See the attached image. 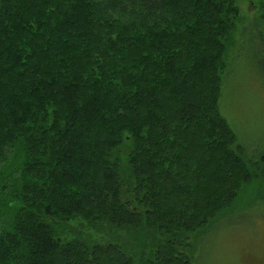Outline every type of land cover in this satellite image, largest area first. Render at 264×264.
I'll use <instances>...</instances> for the list:
<instances>
[{
    "label": "trees",
    "instance_id": "obj_1",
    "mask_svg": "<svg viewBox=\"0 0 264 264\" xmlns=\"http://www.w3.org/2000/svg\"><path fill=\"white\" fill-rule=\"evenodd\" d=\"M238 20L235 0H0V264H205L262 213L264 3Z\"/></svg>",
    "mask_w": 264,
    "mask_h": 264
},
{
    "label": "rangeland",
    "instance_id": "obj_2",
    "mask_svg": "<svg viewBox=\"0 0 264 264\" xmlns=\"http://www.w3.org/2000/svg\"><path fill=\"white\" fill-rule=\"evenodd\" d=\"M263 3L264 0H235V5L238 8L239 14V20L237 22V25H239L237 27V32L234 34L235 39L238 37V30L241 22L250 19L252 16H256L258 14V5ZM230 47L227 53V67L230 65V58L235 53V48ZM243 49H247L245 43ZM248 89L250 99H247L250 102L247 104L248 106L244 107L245 112H248L247 110L249 108L255 107V103L258 104L253 94V85L249 84ZM227 111L232 114V108L230 105L227 107ZM241 113L243 114V112ZM248 115L250 116L249 113ZM235 119L236 121L239 120L238 123H241L242 118L235 117ZM249 123H251L250 137H253L249 139L257 141L258 144L264 141V124L259 125L258 122ZM261 185H264V183L261 182ZM263 190L264 188L260 186V191L263 192ZM244 205L242 204L241 206ZM256 208L257 206H255V209ZM263 212L264 210L262 213ZM262 213H259V216H255L254 213V216H252L255 217L253 222H249V224H243V228H239V231L238 229L237 231L220 229L222 232L218 233V231L215 234L216 238L214 240V245L212 242L208 243L207 245V250H209V253L207 255L205 264H264V217H260L263 216L264 213Z\"/></svg>",
    "mask_w": 264,
    "mask_h": 264
}]
</instances>
